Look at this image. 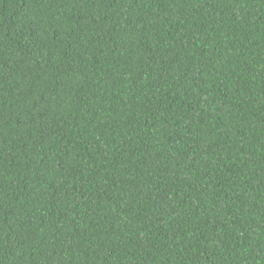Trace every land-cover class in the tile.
<instances>
[{
    "label": "trees",
    "instance_id": "1",
    "mask_svg": "<svg viewBox=\"0 0 264 264\" xmlns=\"http://www.w3.org/2000/svg\"><path fill=\"white\" fill-rule=\"evenodd\" d=\"M0 264H264V0H0Z\"/></svg>",
    "mask_w": 264,
    "mask_h": 264
}]
</instances>
